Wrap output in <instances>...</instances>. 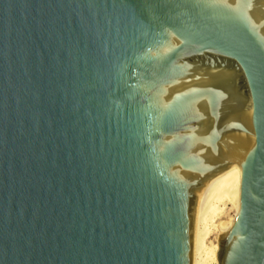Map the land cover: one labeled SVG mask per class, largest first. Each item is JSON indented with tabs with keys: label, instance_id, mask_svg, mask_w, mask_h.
Wrapping results in <instances>:
<instances>
[{
	"label": "water",
	"instance_id": "water-1",
	"mask_svg": "<svg viewBox=\"0 0 264 264\" xmlns=\"http://www.w3.org/2000/svg\"><path fill=\"white\" fill-rule=\"evenodd\" d=\"M234 161L264 264V0H0V264H190Z\"/></svg>",
	"mask_w": 264,
	"mask_h": 264
},
{
	"label": "bare ground",
	"instance_id": "bare-ground-1",
	"mask_svg": "<svg viewBox=\"0 0 264 264\" xmlns=\"http://www.w3.org/2000/svg\"><path fill=\"white\" fill-rule=\"evenodd\" d=\"M240 184V162L234 161L200 188L194 204L190 264H220V243L239 211ZM223 204L234 208L233 218L227 225L215 223Z\"/></svg>",
	"mask_w": 264,
	"mask_h": 264
},
{
	"label": "rangeland",
	"instance_id": "rangeland-1",
	"mask_svg": "<svg viewBox=\"0 0 264 264\" xmlns=\"http://www.w3.org/2000/svg\"><path fill=\"white\" fill-rule=\"evenodd\" d=\"M220 215L217 216L215 223L227 225L231 222L234 215V208L230 204H223Z\"/></svg>",
	"mask_w": 264,
	"mask_h": 264
}]
</instances>
